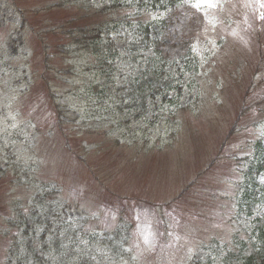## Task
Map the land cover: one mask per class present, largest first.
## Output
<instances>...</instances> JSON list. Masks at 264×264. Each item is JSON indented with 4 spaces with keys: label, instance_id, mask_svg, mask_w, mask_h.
<instances>
[{
    "label": "rangeland",
    "instance_id": "obj_1",
    "mask_svg": "<svg viewBox=\"0 0 264 264\" xmlns=\"http://www.w3.org/2000/svg\"><path fill=\"white\" fill-rule=\"evenodd\" d=\"M13 1L0 0V61L2 55L5 59L15 55L9 63L11 70L0 77V99L5 94L9 99L0 102L7 104L17 89L28 84L22 73L26 69L31 80L45 76L54 94L75 91L74 105L88 109L86 98L89 105H99L94 113L105 112L112 118L111 124L122 122L121 127L132 132L140 129L134 138L127 135L129 144L118 152L113 146L93 144L95 139L86 134L80 121L62 124L71 132L68 135L46 129L38 135L42 137L35 148L36 155L43 156L38 157L39 173L57 181L63 196L71 190L73 201L86 209L112 206L128 196L147 199L157 209L171 202L166 214L158 209L164 221L153 208L147 213L130 208L131 218L140 223L139 232L131 234L137 241L133 250L145 264H183L197 258L202 249L208 253L218 245L224 250L237 239H247L253 228L243 207L263 206L259 188L248 183L253 143L264 138V20L259 19L264 9L256 0H226L222 7L207 9V16L187 9L184 18L171 22L164 20L159 4L151 6L154 13L143 3L137 5L139 18L154 34L159 33L162 44L158 48L165 59L161 69L137 41V28L129 25L138 19L134 17L127 18L122 27L126 38L108 31L115 40L108 51L105 40L100 46L79 40L63 60L47 58L44 51H37L41 44L36 32L26 27L23 34L18 23L22 15L45 9L53 0ZM67 1L56 13L41 17L50 19L47 29L60 31L63 23L74 18L95 38L96 27L103 28L110 19L113 22L117 14L118 21L122 20L110 3L107 10L97 12L82 0ZM14 5L24 13H18ZM61 34L46 33V45L64 44ZM180 36L192 39L191 44L180 43ZM33 48L34 58L30 57ZM116 48L121 56L109 62L119 53ZM175 86H181V91H173ZM94 87L99 90L95 92ZM56 96V103L64 99L71 104L68 95ZM47 97L48 89L41 84L39 92L17 96L18 107L8 104L10 110L4 112L0 106V125H33L47 119L43 112L55 118L54 98ZM243 109L238 132L230 135ZM35 127L33 136L38 132ZM66 140H71V153ZM157 140L164 141L160 149L154 146ZM7 188L11 201L15 188L10 184ZM145 235L149 236L147 244ZM3 251L0 246L1 256Z\"/></svg>",
    "mask_w": 264,
    "mask_h": 264
},
{
    "label": "trees",
    "instance_id": "obj_2",
    "mask_svg": "<svg viewBox=\"0 0 264 264\" xmlns=\"http://www.w3.org/2000/svg\"><path fill=\"white\" fill-rule=\"evenodd\" d=\"M85 4H90L94 6V3L89 0H82ZM102 0L99 2V9L96 8L97 12H103L105 9L107 10L109 3L112 5L111 9L115 10L116 13H121L122 20L118 21L117 18L112 22L111 19L109 22L103 25V28L99 25L96 27V32L102 33L103 30L112 35L108 31H115L118 33L121 39L126 38V33H121L122 27L127 21V18H138L132 22H130L131 28H137L139 31H143L145 33L148 32V28L146 27V23H144L139 17L140 14L137 10V5L144 4L147 8L154 7L156 4H159L162 7V13L165 16H169L170 18L174 17L176 14V10L179 7L187 8L190 7L192 1L190 0ZM145 1H148L147 6L145 5ZM192 8V7H191ZM183 16V13H180ZM77 23V22H76ZM154 24V22H152ZM71 25H75L71 23ZM77 25V26H76ZM74 26V29L71 31L63 29V39L64 44H58L54 47L52 46L50 50L46 51V54L49 57H57L68 55L69 49L73 47L72 43L76 40H89L94 43V45L100 46L99 43L102 42L101 39L91 37L92 32L86 29V26L79 27L78 23ZM149 26V25H148ZM76 29V32L73 34L72 32ZM53 30V29H52ZM55 30V29H54ZM101 30V31H99ZM112 31V32H113ZM159 39V33H156L155 43ZM71 42V47L70 43ZM108 43L110 45H108ZM115 40L111 39L107 41V45H104V48H107V51L110 47H112ZM74 45H78L77 43H73ZM156 47V46H155ZM117 52H120L119 48H116ZM100 60L103 58V54H99ZM151 59L161 58V53L158 50V53L153 52L150 55ZM36 84H43L48 90L50 86L48 85V81L45 80L44 77H40L36 82ZM34 86V85H33ZM95 88V92L98 91L97 87ZM93 88V89H94ZM50 91V90H49ZM87 103H91L88 101ZM93 107V106H92ZM91 107V108H92ZM80 108V107H77ZM54 115H56V131L59 134L60 132L66 135L68 132L61 126L57 124V118L60 120L71 119L68 120V123L71 125L75 124L78 120L81 122V125H88L93 120H101L104 125H115L112 123V118L108 114H102L100 112L94 113L93 111H83L77 110L74 113L76 117H68L67 116V107H62L61 105H54ZM91 110V109H90ZM87 113V115H86ZM244 115V111L241 116ZM240 122V119H238ZM70 125V126H71ZM118 125V124H117ZM130 131V130H129ZM96 133H100L96 131ZM68 134H71L68 133ZM67 134V135H68ZM127 134H124V138H126ZM132 137V136H131ZM64 145V144H62ZM105 145V144H104ZM106 146V145H105ZM0 146V199L3 195H5V191H8L6 187L9 183L12 185L17 183L20 186L21 196L19 198H15L11 203L10 209L6 212L5 215L0 214V246L4 247L3 254L4 259L11 260L15 258L17 264H36L38 262V258L35 256L36 250L32 247V243L30 242L33 236H36L41 232L40 228H49L53 224V216H55L59 212V207H55V203L51 202V200H57L55 197L50 196V190L55 189L53 185H49L47 182L45 184L39 182L37 180L36 172L28 169L26 167V163L29 159L22 158L21 153H17L15 150V154L13 155L11 152L7 153L8 160H2V151ZM256 149V150H255ZM255 151L257 155H254V160L252 162V171L250 172L249 180L252 183V187L256 188L258 185V174H264V142L257 141L255 143ZM67 152L71 153V140L67 142L66 146ZM255 152V153H256ZM25 161V162H23ZM12 176H15L17 180L15 183L13 182ZM22 185V186H21ZM24 188V189H23ZM264 197V193H263ZM59 202V201H58ZM2 205V204H1ZM2 210V209H1ZM250 216H253L258 213V211H262L261 215H258L256 221H252L250 225L253 227L254 223L257 226V229L254 232H251L246 237L241 239H237L233 246L227 247L224 250L221 249L220 246L216 245L214 250L211 251L209 255L204 254L198 258V261L190 264H264V206L262 207H254L250 206V209L247 210ZM59 215V214H58ZM23 234L22 240L13 239L11 242V237L16 234ZM47 231L43 234V238H45ZM257 233V234H256ZM19 235V234H18ZM258 236V243L255 241ZM218 241V240H217ZM10 244L9 246H6ZM212 245V243H211ZM14 246V247H13ZM46 248V246L44 247ZM32 253V254H31ZM223 255V256H222ZM10 264V262L8 263Z\"/></svg>",
    "mask_w": 264,
    "mask_h": 264
},
{
    "label": "snow or ice",
    "instance_id": "obj_3",
    "mask_svg": "<svg viewBox=\"0 0 264 264\" xmlns=\"http://www.w3.org/2000/svg\"><path fill=\"white\" fill-rule=\"evenodd\" d=\"M226 2V0H194L190 4V7L195 8L197 11H202L205 16H207V9H214L217 7H222L223 3ZM256 3L259 4V7L261 9H264V0H256ZM259 19L264 20V12L259 13ZM212 23V21H209ZM144 243H149V236H144Z\"/></svg>",
    "mask_w": 264,
    "mask_h": 264
}]
</instances>
